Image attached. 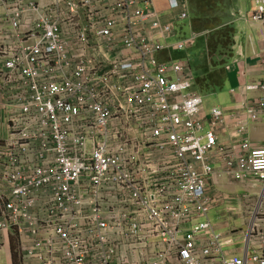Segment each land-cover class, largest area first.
<instances>
[{
    "label": "built area",
    "instance_id": "built-area-1",
    "mask_svg": "<svg viewBox=\"0 0 264 264\" xmlns=\"http://www.w3.org/2000/svg\"><path fill=\"white\" fill-rule=\"evenodd\" d=\"M189 17L188 0H167ZM0 234L22 264H264V81L234 111L205 109L155 0H0ZM253 17L264 20V0ZM228 128L231 142L221 141ZM262 186L234 196L217 179ZM248 204L240 253L211 211ZM240 210V209H239ZM236 229V228H234ZM240 247V246H239Z\"/></svg>",
    "mask_w": 264,
    "mask_h": 264
},
{
    "label": "crops",
    "instance_id": "crops-1",
    "mask_svg": "<svg viewBox=\"0 0 264 264\" xmlns=\"http://www.w3.org/2000/svg\"><path fill=\"white\" fill-rule=\"evenodd\" d=\"M260 1L261 0H235L234 7L232 9L233 17L229 21L232 22V25L234 26L235 43L233 46V53L227 63L228 77L225 83V88L222 90L228 92L231 103L219 104L222 105L228 112L234 111L238 108L239 101L243 98V92L241 90L245 83L256 80L264 81V20H257L255 17H253L254 10ZM155 5L161 12L162 18L164 20H173L172 14L173 16L178 17L179 9H171L167 0H155ZM2 24H5V17L4 13L0 12V25ZM183 52L184 51L180 52L179 50L165 51L164 53L160 52L159 57L161 59L170 57V55L172 57H177ZM188 52L189 51L184 52V54H188ZM177 53H179V55L175 56ZM247 93L251 98L264 96V91H249ZM210 108L205 107L206 111H208ZM0 119L4 120V123L2 121V124L5 127L6 118L4 113L0 116ZM5 129L7 130V126ZM258 131L264 132V114L259 121L252 122L251 128L249 130V137L253 140V142L258 145H263L264 138L257 137L256 132ZM2 134L3 136L0 138H5L7 131L3 132ZM219 138L221 141L231 142L233 140V135L231 134V131L228 130V128H224L220 133ZM217 180V189L234 196V198L241 197L244 194H258L262 189V186L260 184L258 185L257 183L240 181L239 184H236V182L230 181L226 177L225 179L218 178ZM226 187H231L234 190H227L225 189ZM234 203H236L235 205L237 209L247 212L246 210L248 209V204L246 202L242 204L236 199ZM229 206L230 204H222V206L218 207L217 209H225L228 211L227 209ZM227 225L229 226V224ZM229 228V230H225L228 233L235 227L229 226ZM10 235L13 236L14 233L3 232L0 234V264H14L12 240ZM14 244L16 246L15 242ZM242 245L243 243L239 245L240 247L236 245V248L240 253L243 252L241 247Z\"/></svg>",
    "mask_w": 264,
    "mask_h": 264
},
{
    "label": "trees",
    "instance_id": "trees-1",
    "mask_svg": "<svg viewBox=\"0 0 264 264\" xmlns=\"http://www.w3.org/2000/svg\"><path fill=\"white\" fill-rule=\"evenodd\" d=\"M192 7V27L199 34L206 31L205 36L199 35L195 44L189 48L188 55L191 58L192 69L194 72L195 88L203 95L222 91L228 77L227 63L233 53L235 43L234 26L229 20L219 22L218 16L208 17L207 20L213 21L209 24L206 21V14L203 9H212L217 0H193ZM220 2V1H219ZM225 17V15H224ZM228 21V22H227ZM181 52V51H180ZM184 55V52L181 54ZM15 246L13 245V261L16 263Z\"/></svg>",
    "mask_w": 264,
    "mask_h": 264
},
{
    "label": "rangeland",
    "instance_id": "rangeland-1",
    "mask_svg": "<svg viewBox=\"0 0 264 264\" xmlns=\"http://www.w3.org/2000/svg\"><path fill=\"white\" fill-rule=\"evenodd\" d=\"M193 0H188V11H189V17L186 19H180L176 16H173L172 12V19L175 21V26L177 28V31L180 34L186 33L189 30H194L192 27V15H191V11H192V7L194 5V2H192ZM218 2H216L214 4V11H212V9H207L204 8L203 11L206 13L204 15V17H206V21L209 24H212L213 21L211 20H207L208 17L213 16V14H216L219 18V22H226L225 20H231L232 16V9L234 7V3L235 0H217ZM220 1V2H219ZM225 15V17H224ZM227 15V16H226ZM228 22V21H227ZM206 31H202L200 33L203 34L205 36ZM179 55V53L175 54V56ZM205 105L206 107L210 108L213 105L216 104H229L231 103V99L229 98L228 92L227 91H222V92H214L211 93L209 95L205 96ZM6 118V117H5ZM1 123H0V137L3 136V132L7 131L4 127V125L2 124V121L4 123V120L0 119ZM257 137L259 138H264V132H256ZM240 182H236V184H239ZM232 184V183H231ZM225 189L227 190H234L231 187H226ZM210 217L212 218V220L217 224V227L224 231L225 233H227L225 230H229V226H233L236 229H231L230 233L233 232H237L239 236L238 239V244L240 245L241 243L245 242L246 240V236H249V226L253 225L254 220V213L253 212H245V211H241L239 209H237L236 211H226L225 209L221 210V209H215L213 211H211L210 213ZM255 218V217H254ZM229 224V226L227 225ZM18 235L14 234L13 236L10 235L11 240H12V247L13 245L15 246L14 242L16 243L15 246V253L17 254L16 256V263L18 264H22L21 263V259H19V255H18ZM14 262V261H13Z\"/></svg>",
    "mask_w": 264,
    "mask_h": 264
}]
</instances>
